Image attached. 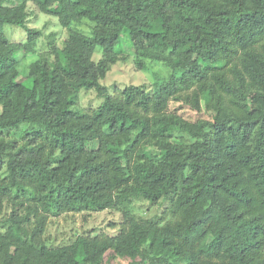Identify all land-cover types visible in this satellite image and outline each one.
Returning a JSON list of instances; mask_svg holds the SVG:
<instances>
[{
    "label": "trees",
    "instance_id": "trees-1",
    "mask_svg": "<svg viewBox=\"0 0 264 264\" xmlns=\"http://www.w3.org/2000/svg\"><path fill=\"white\" fill-rule=\"evenodd\" d=\"M30 2L70 32L28 85L21 60L43 36ZM110 39L174 74L110 93L101 80L131 56L94 59ZM83 87L103 102L73 109ZM161 201L159 217L134 211ZM106 210L122 213L114 233L46 236L51 216ZM0 264H264V0H0Z\"/></svg>",
    "mask_w": 264,
    "mask_h": 264
},
{
    "label": "rangeland",
    "instance_id": "rangeland-1",
    "mask_svg": "<svg viewBox=\"0 0 264 264\" xmlns=\"http://www.w3.org/2000/svg\"><path fill=\"white\" fill-rule=\"evenodd\" d=\"M29 24L32 27L43 30V36L39 39L36 47L37 52L23 57L20 64V79L26 84L31 85L32 81L26 78L29 64L38 59L40 53L48 51L52 44L63 46L64 40L70 31L61 26L56 16L40 12L31 2L29 3ZM6 30L13 41H25V31L20 27L7 25ZM117 46L126 48L128 45L126 43H116L113 39H110L105 45L98 46L94 59L98 60L104 51L116 50ZM127 53L131 55L130 58L114 64L106 78L101 80V83L108 87L110 93L115 90V87H124L130 84H144L148 89H151L157 83L168 80L174 74L172 68L160 61H148L147 69H139L134 61V49L127 47ZM78 95L79 101L73 106L75 110L97 107L103 102V98L98 95L95 89L83 87ZM169 111L181 114L184 118L192 121L204 118L208 119L210 117L207 111L197 112L183 102L174 100L173 98L170 99ZM9 137L18 142L22 140L21 135L14 131L10 132ZM166 206L167 202L165 201L156 204L139 202L135 205L134 211L140 217L155 218L161 215ZM121 218L122 213L117 210L66 212L50 217L46 236L50 239L51 243L59 245L73 240L77 235L86 234L95 229L100 232L107 231L114 233L117 231V228L115 227L116 225H111V222H120Z\"/></svg>",
    "mask_w": 264,
    "mask_h": 264
}]
</instances>
